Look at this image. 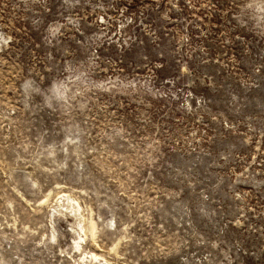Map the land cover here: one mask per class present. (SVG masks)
<instances>
[{"label":"rangeland","instance_id":"obj_1","mask_svg":"<svg viewBox=\"0 0 264 264\" xmlns=\"http://www.w3.org/2000/svg\"><path fill=\"white\" fill-rule=\"evenodd\" d=\"M0 264H264V0H0Z\"/></svg>","mask_w":264,"mask_h":264},{"label":"bare ground","instance_id":"obj_2","mask_svg":"<svg viewBox=\"0 0 264 264\" xmlns=\"http://www.w3.org/2000/svg\"><path fill=\"white\" fill-rule=\"evenodd\" d=\"M83 227V226H82ZM84 232H85V230H84ZM89 257L92 259V258H96L97 257V254L96 253H94V252H92V251H90L89 252Z\"/></svg>","mask_w":264,"mask_h":264}]
</instances>
